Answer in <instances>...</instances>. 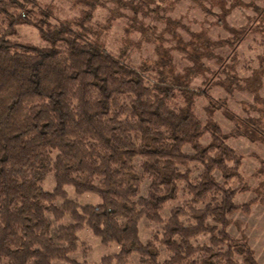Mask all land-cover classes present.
<instances>
[{"label": "trees", "instance_id": "obj_1", "mask_svg": "<svg viewBox=\"0 0 264 264\" xmlns=\"http://www.w3.org/2000/svg\"><path fill=\"white\" fill-rule=\"evenodd\" d=\"M110 2L113 7L108 0H76L79 14L60 19L39 0H0V264H127L133 253L142 264H260L246 239L228 230L232 212L248 213L251 205L264 203L257 196L235 203L247 189L228 184L241 178L243 157L228 139L264 143V97L257 91L264 49L249 77H238L233 55L219 69L224 78L215 83L228 94L237 87L252 94L246 109L256 115L241 116L212 99L204 86H192L213 74L205 59L223 62L213 53L223 44L201 32L188 31L189 39H183L156 0ZM261 2L248 3L260 21ZM99 7L107 9L106 16L94 22ZM121 17L127 18L124 43L113 51L103 38ZM154 17L165 22L162 30L170 33L172 45H162ZM20 24L34 26L45 44L21 41ZM241 27L232 34L237 44L259 32L254 24ZM133 31L138 40L154 43L155 59L136 66L128 62L134 42L127 36ZM172 49L190 64L177 70ZM200 96L207 100L205 121L195 112ZM216 110L234 123L228 132L213 118ZM254 156L264 171V157ZM193 163L201 166L196 181ZM49 174L54 185L45 190ZM145 178L149 182L141 195ZM180 181L190 196L163 220L160 212L178 198ZM66 185L77 194L94 193L99 201L79 203L68 196ZM142 218L163 223L145 242L139 237ZM85 227L102 245L116 249L94 262L70 257L80 247L87 255L88 244L79 235ZM204 233L208 243L195 244ZM159 245L169 253L163 260Z\"/></svg>", "mask_w": 264, "mask_h": 264}, {"label": "rangeland", "instance_id": "obj_2", "mask_svg": "<svg viewBox=\"0 0 264 264\" xmlns=\"http://www.w3.org/2000/svg\"><path fill=\"white\" fill-rule=\"evenodd\" d=\"M235 0H156L161 6L158 10L160 13L169 15L170 18L177 23L170 25L177 32H180V36L183 39H189L188 31L201 32L209 36L212 40H217L222 46L214 47L213 53L217 54L216 57H220L223 62L218 64L215 58L204 60L208 65L209 69L213 71V74L209 73L204 77L205 83H202L197 78L192 86H204L207 89L212 99L216 101H222L226 103L228 109L235 114L244 116L247 113L250 115H256V112H248L247 105L252 101V94L246 89L237 87L231 94H228L225 89L216 84L218 80L224 78V74L219 72L222 64H230L231 56H236L235 60V72L240 78H245L253 74L254 69L257 68L259 63V54L264 49L260 40L261 30H264V20L260 21L259 16L253 11L248 3L255 2L258 5H262L261 0H240L241 4L233 5ZM42 6L48 7L53 11L54 15L60 19H71L79 14L80 5L76 3V0H39ZM107 5L113 7L112 2L108 0ZM259 5V6H260ZM221 8V9H220ZM106 8H97L93 17V21H100L106 16ZM260 15V14H259ZM150 16L144 17L146 22H149ZM154 24H156L157 32H160L161 36L165 41L162 45H172L174 43L173 38L167 31H163L165 22L158 18H153ZM127 23L126 17L118 18L113 21L112 27L104 36V42L108 48L116 51L124 43V26ZM254 24L259 32H250L246 35L241 43L237 44V41L233 40L234 32L237 29L242 28L245 24ZM17 36L23 42H29L35 45H44L45 43L40 38L37 29L30 24H20L16 27ZM163 31V32H162ZM128 39L132 40L134 44L129 46L130 57L129 63L131 65H138L141 61L152 60L156 58V52L154 49V43L144 42L138 40L139 36L136 32H131ZM229 40L228 42L226 40ZM225 40V41H224ZM224 41V42H223ZM173 62L176 65V69L179 70L183 66L190 64L179 50L172 49ZM264 66V65H263ZM216 71V72H215ZM215 72V73H214ZM260 88L257 90L258 94L264 97V71L261 76ZM207 100L200 96L196 98V109L195 112L198 117L205 121L206 117V106ZM247 112V113H246ZM214 119L220 124L224 132H228L234 126V123L229 120L221 112L216 110L214 112ZM208 140L206 134L202 138V142ZM228 143L238 150L242 155V165L240 166L241 178L233 179L228 184L233 188L245 187L247 190L240 192L235 196V203H242L252 197H263L264 198V171H259L258 161L254 154L264 157V143L260 141H250L245 137H230ZM185 152L191 153L192 150L189 146H185ZM141 159H135V167L139 169ZM193 168L191 174V180L196 181L198 174L201 171V166L198 164H191ZM215 176L221 181V176L218 172H215ZM148 178H145L141 185V195H145L146 187L148 185ZM185 181L179 182V193L176 200L169 201L165 204L163 210L160 212L163 220L169 217L170 209L173 206L180 205L188 196L186 191ZM54 185V180L51 174H49L43 181L42 186L45 190H51ZM65 189L68 192V196L72 199H76L79 203H95L99 201V198L94 193H82L77 194L74 192L72 186L66 185ZM61 199H57L56 203L59 204ZM64 221H69L68 217L65 216ZM186 221L185 218H183ZM187 223V222H186ZM57 222H54L52 227V235H55V227ZM162 222L150 221L146 218H142L139 221V237L145 242L150 238L153 232H160L162 228ZM230 234L234 237H244L247 243L254 249L257 261L260 264H264V203L257 202L251 205V209L248 213L243 210H236L230 214V223L228 225ZM79 235L83 238L87 244L84 249H89L86 256H83L80 249L70 253L69 256L76 260L86 259L94 262L98 261L99 258L108 252H112L116 249V246L111 245L105 247L99 242L98 237L93 235L89 228L85 227L79 231ZM209 234L204 233L198 235L193 242L195 244H206L208 243ZM90 246L92 247H89ZM160 255L159 259L163 260L168 257L169 253L163 246L159 245ZM137 253H133L129 257L127 264H142ZM29 264H31L29 262ZM52 264H68L64 261H54Z\"/></svg>", "mask_w": 264, "mask_h": 264}]
</instances>
